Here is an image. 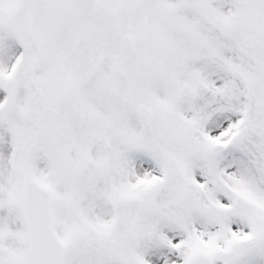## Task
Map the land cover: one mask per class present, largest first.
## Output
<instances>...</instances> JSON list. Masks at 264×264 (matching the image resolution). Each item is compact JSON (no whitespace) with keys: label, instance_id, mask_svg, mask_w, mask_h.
Listing matches in <instances>:
<instances>
[{"label":"snow or ice","instance_id":"snow-or-ice-1","mask_svg":"<svg viewBox=\"0 0 264 264\" xmlns=\"http://www.w3.org/2000/svg\"><path fill=\"white\" fill-rule=\"evenodd\" d=\"M0 264H264V0H0Z\"/></svg>","mask_w":264,"mask_h":264}]
</instances>
